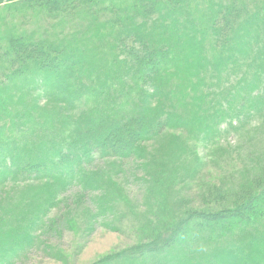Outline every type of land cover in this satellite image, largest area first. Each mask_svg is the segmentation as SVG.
Returning a JSON list of instances; mask_svg holds the SVG:
<instances>
[{"label": "trees", "instance_id": "1", "mask_svg": "<svg viewBox=\"0 0 264 264\" xmlns=\"http://www.w3.org/2000/svg\"><path fill=\"white\" fill-rule=\"evenodd\" d=\"M16 3L43 12V33L0 40V188L53 181L57 194L78 178L96 189L86 171L77 176L83 166L136 153L168 128L197 138L233 130L242 139L252 117L264 123V0H0V7ZM261 167L231 208L182 216L156 241L93 264H264ZM42 203L20 218L37 224L41 218L28 214L53 204ZM193 219V229L220 227L203 263L199 237L187 236ZM227 230L237 233L231 239Z\"/></svg>", "mask_w": 264, "mask_h": 264}, {"label": "rangeland", "instance_id": "2", "mask_svg": "<svg viewBox=\"0 0 264 264\" xmlns=\"http://www.w3.org/2000/svg\"><path fill=\"white\" fill-rule=\"evenodd\" d=\"M26 7L21 3L0 7V40H4V45L6 38L13 34L35 30L40 35L43 33V20L39 18L43 12ZM24 18L27 23L21 25ZM36 18L41 22L40 29L34 25ZM52 29L56 33L59 28ZM44 116L48 120L54 118L51 113ZM260 122L252 117L242 139L233 130L197 138L188 130L168 128L161 136L144 139L143 149L136 153L97 157L77 175L82 178L86 171L96 189H88L78 178L57 194L54 192L57 187L49 186L53 181L3 185L0 188V264H93L108 254L138 249L156 241L161 232L170 229L182 216L231 208L238 198V190L246 186L243 185L246 179L262 172L264 123L260 127ZM233 124L237 125L235 121ZM31 187L36 188L40 199ZM50 195L54 196L48 201ZM9 198L12 202L18 198V203L4 204ZM29 199L32 204L36 200L43 202L42 209L53 203L44 214L32 208L29 218H41L32 226V219L20 218V212L32 206L25 203ZM192 221L194 224L187 236L192 233L199 237L197 244L201 251L196 259L203 263L210 254L207 241L217 235L220 227L212 223L193 229L198 222ZM236 233V230H227L225 235L232 239ZM28 234L29 239L24 240ZM217 239L221 240V236ZM215 245L217 254L223 244L220 241ZM213 264H220V260Z\"/></svg>", "mask_w": 264, "mask_h": 264}]
</instances>
